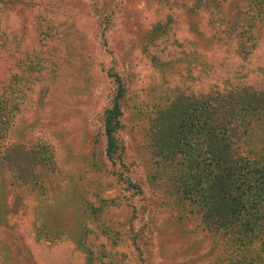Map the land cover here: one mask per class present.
<instances>
[{
	"label": "rangeland",
	"instance_id": "rangeland-1",
	"mask_svg": "<svg viewBox=\"0 0 264 264\" xmlns=\"http://www.w3.org/2000/svg\"><path fill=\"white\" fill-rule=\"evenodd\" d=\"M10 1L0 0V27L11 55L37 48L39 29L56 34V40L45 51V57L52 51V61H43L0 148L26 139L45 142L54 153L55 176L50 189L35 199L12 185L0 168V264H61L58 253L72 247H80L93 264L233 260L238 248L225 237L202 232L178 205L172 174L154 166L145 133L152 112L177 93L212 87L215 77L208 79L207 73L214 66L264 61V27L252 36L243 31L239 38L240 28L232 25L245 0L217 1L219 18L226 21H213L215 32L207 25L210 8L190 14L191 0ZM244 14L242 23H252ZM169 16L175 18L168 38H155L154 26ZM109 69L127 88L119 132L123 150L115 165L105 156L101 119L116 88ZM157 170L168 183L166 177L153 179ZM101 197L112 201L97 225L105 232L95 228L87 204ZM41 234L50 241L38 243Z\"/></svg>",
	"mask_w": 264,
	"mask_h": 264
},
{
	"label": "trees",
	"instance_id": "trees-1",
	"mask_svg": "<svg viewBox=\"0 0 264 264\" xmlns=\"http://www.w3.org/2000/svg\"><path fill=\"white\" fill-rule=\"evenodd\" d=\"M217 1L191 0L189 8L190 14H198L209 7L207 25L214 32L213 21H226L219 18L222 11ZM243 4L242 15L232 24L240 28L239 38L244 37L243 31L252 36L256 29L264 27V0H245ZM244 13L250 14L252 23H242L246 19ZM174 18L169 16L157 22L155 38H168ZM227 21L234 20L227 18ZM208 39L206 43L213 44ZM55 40L56 34L39 29L38 47L13 56L7 50L0 27V138L9 133L10 125L23 109L43 69V61H52L49 58L52 51L48 57L45 51ZM224 64L208 71L207 78L215 79L207 91L177 93L152 112L145 133L146 148L154 166L172 174L169 182L157 170L153 179L167 178L178 205H183L202 232L225 237L228 244L238 248L233 260L221 256L214 264H264V61L234 68ZM107 74L116 88L111 106L103 111L101 119L105 156L115 165L123 150L119 132L123 128L122 104L127 88L117 72L109 69ZM54 166V153L45 142L26 139L1 145L0 168L8 173L12 185L25 189L31 198L36 199L50 189ZM128 184L139 189L131 181ZM98 196L95 191L93 197ZM1 198L0 194V201ZM108 202L112 201L101 197L94 204L87 203L89 216L96 219L95 228L102 232L105 229L97 225L104 222ZM37 238L38 243L50 241L44 234ZM242 250L252 252L254 257L248 252L241 253ZM58 254L61 264H93L80 247Z\"/></svg>",
	"mask_w": 264,
	"mask_h": 264
}]
</instances>
